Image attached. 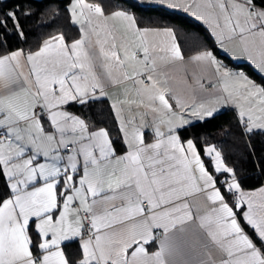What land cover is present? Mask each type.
<instances>
[{
	"label": "snow or ice",
	"instance_id": "snow-or-ice-1",
	"mask_svg": "<svg viewBox=\"0 0 264 264\" xmlns=\"http://www.w3.org/2000/svg\"><path fill=\"white\" fill-rule=\"evenodd\" d=\"M161 2L174 8L183 7L185 11H190L193 7L192 4L182 5L177 0ZM196 7L199 9L200 5L197 4ZM214 7L219 9L218 14L214 11L207 14L194 11L192 14L208 22L221 47L233 55L236 53L228 47V42L239 38L243 54H247V58L264 73V6H258L255 0H215V3L213 0H206L207 9ZM71 11L74 22L79 23L76 19L79 15L84 17L89 27H92L93 17L103 18L105 21L121 18L127 22L129 29L135 30L139 38L138 50L143 53L142 60L138 59L136 51L129 52L124 48L122 59L115 44L108 49L101 45L100 57L103 58L105 67L122 69L125 62L131 60L143 63L145 67L151 66L152 71H155L157 59L165 63L184 60L170 29L163 30V35L172 38L171 45L159 46L155 40L148 39L147 33L150 30L137 29L135 19L123 11H116L111 17H107L100 4L88 3L86 0H74ZM9 20L19 29L15 11H9L0 17V28L6 29ZM96 35L97 43H100L99 32ZM257 35L261 38L258 57L251 54V47L255 45L251 38ZM87 39L88 33L85 32L84 38L72 43L70 49L64 44L63 36L55 37V44L52 41L46 42L39 51L26 57L31 65L30 75L35 77V90L22 88L20 92L0 98V128H7L4 138L0 139V171L7 177L9 188L7 197H0V264H69L60 249V243L80 236L82 229L77 209L72 205L79 200L84 211L91 212L88 196H99L105 184L113 193L106 199L120 198L127 202L126 207L114 209L115 212L124 214L118 222L132 223L127 226L124 235H107L102 234L101 229L114 227V222L110 219L112 212L104 216L92 215L90 226L94 232L82 244L83 259L79 264H149L152 258L156 264H166L163 257L169 247L168 233L178 223L183 224L186 220L193 219L184 198L194 192L204 193L206 200L214 206L208 215L199 219L200 227L207 229L208 236L227 256L220 264H264V214L253 212L251 200L246 199L233 169L225 165L220 152L214 147L206 149L215 173L232 174L230 183L225 180L221 187H217V178L206 168L193 141L188 140L186 146L181 143L176 128L187 124L188 120L174 111L165 91L157 90L155 94H151L157 86L152 75L147 76L149 83L142 91L149 93L152 101L159 102L160 108L151 107L153 112L163 109L165 116L169 117L166 121H160L161 124L167 123V130L157 124L154 129L156 139L151 144H145L144 134L138 129L131 133L129 139L127 124L134 123V119L126 122L120 117V109L116 103H113L128 151L118 158V162L124 164L119 172L115 169L106 172L102 168L101 161L106 164L115 155L108 131L101 128L89 132L84 120L61 110L62 105L70 102L85 105L89 100L97 99V89L100 95H105L93 70L94 54L84 48ZM158 52L165 55L158 56ZM46 55L54 56L49 61L51 69L47 65L42 68L37 66L38 58ZM23 56L22 51H15L0 57V80L11 82ZM193 59L206 61L215 68L221 77L226 99L239 108V116L249 132L254 127L264 128V87L256 85L243 73L237 74L227 69L221 72L223 66L210 51L200 53ZM19 75L24 74L21 72ZM107 75L111 78V71ZM124 78L131 79L127 73ZM25 83H30L27 77ZM174 98L177 107L184 108L180 99ZM241 100L245 104H241ZM254 105L259 106L261 115L255 114ZM190 111L198 117L212 116L215 108H206L200 104ZM45 117L50 126L60 133L57 149H68L70 144L73 146L72 154L68 156V165L63 169L59 166V154L50 155L48 150L37 145L40 136H44L49 142H56L54 134L44 133L42 120ZM171 117H175L178 123H174ZM21 122H24L23 126ZM69 126L73 133L79 130L81 135L67 139L64 133ZM32 129L40 136H33ZM25 132L28 133V143L36 149V155L17 163L28 146L22 135ZM85 140L87 143H82ZM97 150L98 157L95 154ZM41 153L50 158L52 163L34 165L33 161ZM78 155H83V175L79 179V187H76L74 174L78 171ZM60 176L64 177L62 191L57 190L59 180L56 178ZM37 179L43 180V185L29 190V185ZM118 189L123 191L118 192ZM229 194H238L231 206L228 202ZM95 202L92 201L93 204ZM245 203L248 211L240 213L241 220L237 211ZM145 204L147 208L144 207ZM33 225L39 238L36 243L29 234ZM246 227L252 230L251 234L246 231ZM155 229H163L164 238L159 241V250L150 256L145 245L156 239ZM129 249H132L130 255Z\"/></svg>",
	"mask_w": 264,
	"mask_h": 264
},
{
	"label": "crops",
	"instance_id": "crops-1",
	"mask_svg": "<svg viewBox=\"0 0 264 264\" xmlns=\"http://www.w3.org/2000/svg\"><path fill=\"white\" fill-rule=\"evenodd\" d=\"M4 1V0H0ZM141 7L145 8H161L169 12H173L176 14H180L186 16L191 21L201 25L206 33L211 37L218 50L227 56L234 63H246L264 80V73L260 72L259 68L247 58V54H243V45L241 44L239 38L234 39L228 42V47H230L236 55H233L232 52L226 51L225 48L221 47L220 43L217 41L216 37L213 35L212 27L205 20L198 19L197 16L193 15L192 12L199 11L202 14H207L209 11H214L217 14L219 13L218 8L207 9L206 8V0H177L180 4H192L193 7L190 11H185L183 7L174 8L170 7L168 3H162L161 0H133ZM227 2V0H226ZM242 2V0H240ZM74 0H71L69 4V12L71 22L78 28L79 36L76 40L67 43L64 40V44L67 45L70 49L72 43L77 40L84 38L85 32L88 33V39L85 42L84 48L89 51L90 54L93 55V70L95 75L99 78L100 84L103 86L105 95H100L99 89H97V99H106L109 101L113 116L117 122L118 128L120 130V121L117 119V113L113 109V103H116L117 107L120 109V117H122L126 122L134 119V123L127 124V129L129 133V139L131 138V133L134 130H140L144 134V142L145 144H151L155 142V126L157 124L160 127L167 130V123L161 124V120H167L169 117L165 116L163 109L158 112H153L151 110L152 106L160 108L158 101H152L149 97L150 94L142 91L147 83V76L152 75L153 79L157 82L156 89L152 90L151 94H155L157 90L165 91L166 98H168L169 103L172 104L174 111L181 113L184 115L185 119L188 120L187 124L179 126L176 128V134L178 135V130L192 124L197 121L204 120L210 116H196L192 115L190 109L196 108L198 105L203 104L206 108H215L213 115L219 113L221 111L232 110L236 114L238 120L243 122L239 116V108L231 101L226 99V93L223 91V83L221 77L216 73L215 68L211 66L206 61H195L193 58L200 53L205 51H210L213 56H215L216 60L223 66L221 68V72L225 69L234 73H243L247 76L253 83L258 86L264 87L261 83L253 80L248 75H246L241 69L232 67L227 65L223 59L218 57L212 50L205 49L198 51L196 53L185 55L181 47L179 45L177 36L175 31L172 28H159V27H139L136 23V28L140 30H150L147 35L148 39L155 40L159 46H168L172 43L171 37H166L163 35V30L170 29L175 36V43L179 46L181 53L184 57L183 61H174L171 63H165L157 59L156 62V70L152 71L151 66L145 67L143 63H138L136 61H126L123 68L118 67H105L103 58L100 57V47L103 45L106 49L110 48L112 44L116 45L117 51H119L121 58L124 56V48H127L129 52L136 51L138 55V59L142 60L143 53L139 51V38L136 35L134 29H129L126 21H123L121 18L108 19L105 21L103 18H92V27H89L84 17L77 15L76 19L79 20V23L74 22L73 14L71 11ZM215 3V0H213ZM199 4L200 8L197 9L196 5ZM79 13V9L76 10ZM122 11V10H117ZM116 11L112 12H104L105 16L111 17L112 14ZM129 15H131L134 19V15L131 12L123 11ZM136 21V20H135ZM221 23L223 21L221 20ZM95 29V31H93ZM99 32L100 43H97V35ZM157 32L160 34L157 35ZM61 35H54L50 38L45 39L40 48L34 52H23L24 56L20 60V67L16 69V74L11 77V82L8 80H0V98L11 96L14 92H20L22 88H27L31 91L35 90V77L34 75H30L31 65L27 62L26 57L29 54H34L39 51L46 42L52 41V43H56L54 40L55 37ZM255 41V45L251 47V54L253 56H259V50L261 48V38L257 35L251 38ZM105 41L107 43H105ZM12 51L10 53H6L1 55L3 57L5 55H10L15 52ZM165 55L163 52H158V56ZM54 59L53 55H46L43 57H39L37 60L38 67H44L47 65L48 68H52V64L49 62ZM13 67H15V62H13ZM78 71V70H77ZM111 71V78L107 75V72ZM23 73V76H20L19 73ZM125 73L131 79H125ZM25 77L28 78L30 83H25ZM137 81H144V83H138ZM199 81V82H197ZM202 85V87H201ZM23 93H21L22 95ZM174 97H178L181 103L184 105V108H179L176 105V99ZM95 100V99H94ZM143 101V104H141ZM74 103L70 102L66 105L61 106V110L67 111L69 114L74 115L82 120H84L85 124L88 126V131L93 132L97 131L101 128H94L89 125L84 118L70 112L66 109L67 105ZM241 104H245L243 100L240 101ZM247 107V105H245ZM254 110L256 115H261L259 112V106L254 105ZM40 111V109H37ZM2 118V117H0ZM174 123H178L175 120V117H171ZM246 119V117H245ZM24 122H21V126H23ZM244 123V122H243ZM259 123V121H258ZM44 133L45 134H54L56 137V142H49L46 140L44 136H40V134L32 129L31 134L33 136H40V139L37 141V145L39 148L48 150L51 154H59L61 156V160L59 161V166L61 169L65 168L68 165V156L72 154L73 146L71 149L67 150L63 147H59L57 149V142L60 139V133L56 132L54 128L50 126V122L45 117L42 120ZM245 131L248 133L263 131L264 128L254 127L252 131H248L246 127ZM105 129V128H103ZM106 130V129H105ZM2 132V137L7 133V128H0ZM122 142L124 145V150L122 152H117L114 148L115 155L110 157L108 162L101 161L102 168L105 169L106 172H110L115 169L119 172L120 169L124 167L122 162H118L119 157H123L127 151L128 146L125 142V135L120 130ZM25 136V143L28 146L25 148L24 156L19 158L16 162L22 163L24 159L29 158L30 156L36 155V149L28 143V133H22ZM65 137L69 140L79 137L81 133L77 130L75 133L71 131V127L66 130L64 133ZM179 136V135H178ZM180 138V137H179ZM110 139V137H109ZM111 141V139H110ZM181 143L185 144L186 141H182ZM112 142V141H111ZM82 143H87V140L82 141ZM113 145V143H112ZM77 149L79 148V144L76 145ZM208 147H214L213 145H206L203 148V157L202 160L209 163L212 168V172L214 176H220L218 179L217 187H221L223 182L227 180L229 183L231 182L230 173H215L214 168L211 162V158L207 156L206 149ZM215 148V147H214ZM54 150H57L54 152ZM217 151V149L215 148ZM198 151V150H197ZM97 157L99 156L98 150L95 153ZM200 154V153H199ZM15 156V154L13 153ZM78 171L74 174V183L76 187H79V179L83 175V155H78ZM205 162V161H204ZM40 163H52L50 158H46L42 153L36 156V159L33 161V164ZM206 166V165H205ZM207 168V166H206ZM91 170V169H90ZM6 177V176H5ZM7 178V177H6ZM56 179L59 180L57 184V190L62 191L61 185L64 182V177L60 176ZM239 183L238 179L236 178ZM44 183L43 180L37 179L33 184L29 185V190L33 187L42 186ZM240 184V183H239ZM241 191L245 194L246 199H250L253 205V212L258 214H264V184L257 188L245 189L240 185ZM119 191H123V189H118ZM113 193L108 189L107 184L104 185V190L97 197L88 196V203L91 205L92 215L96 216H104L108 212H112L111 220L114 222L113 228L101 229L102 234L112 235L116 234L117 236L126 234L127 226H130L132 221H126L125 224H120L118 221L124 215L120 212H115V208L126 207L127 202L117 198V199H106V197L112 196ZM238 194H229V204L233 205L237 199ZM189 205V210L191 211L193 219L186 220L183 224H177L174 229H171L168 233V250H166L163 259L166 264H220L222 259H226L227 256L225 253L221 252L217 245L211 240V238L207 234L206 228L200 227V217L208 215L211 212L212 207H214L210 201L206 200V196L204 193L194 192L191 195L184 198ZM96 202L93 204L92 201ZM73 208L77 209V215L79 216L82 224L81 235L74 236L70 239L63 240L60 243V249L63 251L65 258L69 262V264H79V262L83 259V249L82 244L87 238L83 237L84 224L80 215V211L83 209L80 206L79 200L74 202L72 205ZM147 208V205H144ZM248 205L244 204L243 208L239 209L237 212H247ZM179 215V214H175ZM238 215V214H237ZM239 217V216H238ZM242 218V217H241ZM137 219H141L137 217ZM33 239V242L36 243L38 241V236L35 232L34 225L32 226V231L29 233ZM154 234L156 235V239L150 241L147 245H145L149 255L159 250V241L164 238L163 229H155ZM132 249H129V255ZM149 264H156L154 258L149 261Z\"/></svg>",
	"mask_w": 264,
	"mask_h": 264
},
{
	"label": "trees",
	"instance_id": "trees-1",
	"mask_svg": "<svg viewBox=\"0 0 264 264\" xmlns=\"http://www.w3.org/2000/svg\"><path fill=\"white\" fill-rule=\"evenodd\" d=\"M71 0H4L0 1V17L15 11L19 20L17 29L11 20L7 28H0V56L15 50L34 52L42 42L54 35L63 36L70 43L79 36L78 28L71 22L69 4ZM97 3L104 12L117 10L131 12L139 27L172 28L185 55L210 49L232 67L241 69L246 75L264 86V80L246 63H234L222 54L204 28L186 16L161 8H145L133 0H86ZM264 6V0H255ZM21 32L23 33L21 35ZM67 110L82 117L91 127L105 128L117 152L124 150L122 137L106 99L89 100L85 105L71 103ZM182 141L192 140L203 157V148L213 145L225 165L231 169L242 188L252 189L264 184V130L248 133L240 125L232 110L221 111L204 120L194 122L178 130ZM208 170L212 172L209 163ZM217 180L220 176H216ZM7 178L0 171V197H7ZM240 217V212H237ZM241 218V217H240ZM242 220V218H241ZM251 234L252 230L246 227Z\"/></svg>",
	"mask_w": 264,
	"mask_h": 264
},
{
	"label": "built area",
	"instance_id": "built-area-1",
	"mask_svg": "<svg viewBox=\"0 0 264 264\" xmlns=\"http://www.w3.org/2000/svg\"><path fill=\"white\" fill-rule=\"evenodd\" d=\"M240 125L242 127H245V123L240 122ZM2 137V132L0 131V138ZM72 146H69V149H71ZM235 195V194H233ZM80 215L84 224V230H83V237L89 239L92 236V233L94 232L93 229H91V214L89 212H85L84 209L80 211Z\"/></svg>",
	"mask_w": 264,
	"mask_h": 264
}]
</instances>
